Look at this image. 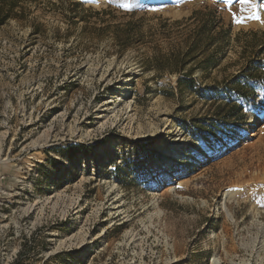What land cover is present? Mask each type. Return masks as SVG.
<instances>
[{
  "label": "rangeland",
  "instance_id": "1",
  "mask_svg": "<svg viewBox=\"0 0 264 264\" xmlns=\"http://www.w3.org/2000/svg\"><path fill=\"white\" fill-rule=\"evenodd\" d=\"M20 2L0 26V264H264V0ZM197 11L231 45L185 61L189 88ZM258 56L247 97L222 90Z\"/></svg>",
  "mask_w": 264,
  "mask_h": 264
},
{
  "label": "trees",
  "instance_id": "2",
  "mask_svg": "<svg viewBox=\"0 0 264 264\" xmlns=\"http://www.w3.org/2000/svg\"><path fill=\"white\" fill-rule=\"evenodd\" d=\"M20 0H0V26L3 25L7 20L12 18H20ZM190 19L198 20L199 25L195 30L189 46L184 52H180L179 55L175 56V69L176 73L181 74L179 78V86H186L194 88L196 86L195 78H192V72L194 69L184 72L183 66L186 60L197 61L198 66L202 67L203 70L210 71L218 67L221 60L226 56L227 49L231 45V34L228 30H225L222 26L218 17L213 12H202L197 11L190 17ZM257 33H253V36ZM253 49H257L254 45L255 41H251ZM211 50V51H210ZM264 50L260 51L263 53ZM254 59L248 62L244 73L234 80L229 87L225 86L224 91H236L238 95L247 97L250 93L248 89H251L248 81L255 78L258 70L263 64V60ZM244 81H243V80ZM215 94L213 98L218 99L219 90L213 88ZM253 90V89H252ZM221 98V97H220ZM228 110L227 114H233L234 110L239 109L238 105L229 101L227 103Z\"/></svg>",
  "mask_w": 264,
  "mask_h": 264
},
{
  "label": "bare ground",
  "instance_id": "3",
  "mask_svg": "<svg viewBox=\"0 0 264 264\" xmlns=\"http://www.w3.org/2000/svg\"><path fill=\"white\" fill-rule=\"evenodd\" d=\"M129 80L128 79H126L125 81H124V83H123V85H122V92H129L130 91V88H129ZM115 97V96H114ZM127 98L126 99H128L129 98V95L128 96H126ZM121 100V99H120ZM108 103H110V102H108ZM129 103V101H127L126 103H125V105L126 104H128ZM109 105V104H108ZM107 106V105H106ZM131 107V105L130 104H128L127 105V109H129ZM131 109V108H130ZM98 111H100V110H98ZM102 111H104L103 113L100 111V112H98L97 113V118H99V119H105V120H109L110 118H109V114H113L114 115V118H115V120H118V118H120L119 117V115H118V113H116V112H114V107H109V106H107L104 110H102ZM131 111V110H130ZM124 112V111H123ZM129 118V117H128ZM114 120V121H115ZM79 121L80 120H76L75 121V126L77 125L78 127L80 126L79 125ZM107 121H105V123L103 122V124H102V126L101 127H103V126H106L105 124H107L106 122ZM116 122V121H115ZM76 130H78V129H76ZM238 140H235L234 142H233V144L234 143H236ZM168 153H173V154H176V153H181L182 152V148H181V145H174V146H169L168 147ZM168 179H170V174L169 173H165V175L163 176V178L161 179V180H156V181H154V183L156 184V185H159L160 183H161V181H163L164 183L163 184H165V181H167Z\"/></svg>",
  "mask_w": 264,
  "mask_h": 264
},
{
  "label": "snow or ice",
  "instance_id": "4",
  "mask_svg": "<svg viewBox=\"0 0 264 264\" xmlns=\"http://www.w3.org/2000/svg\"><path fill=\"white\" fill-rule=\"evenodd\" d=\"M255 19H257V20H261L262 18H261L259 15H257V16L255 17ZM236 23H237V24H241V23H243V21L237 19V20H236Z\"/></svg>",
  "mask_w": 264,
  "mask_h": 264
}]
</instances>
